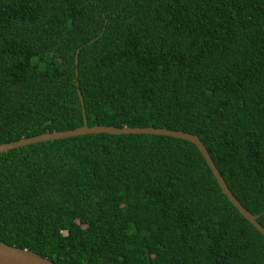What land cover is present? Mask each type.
<instances>
[{"label":"trees","instance_id":"16d2710c","mask_svg":"<svg viewBox=\"0 0 264 264\" xmlns=\"http://www.w3.org/2000/svg\"><path fill=\"white\" fill-rule=\"evenodd\" d=\"M76 82L89 127L196 135L264 211V0H0V144L82 126ZM0 241L53 264H264L196 146L156 135L1 153Z\"/></svg>","mask_w":264,"mask_h":264},{"label":"water","instance_id":"95a60500","mask_svg":"<svg viewBox=\"0 0 264 264\" xmlns=\"http://www.w3.org/2000/svg\"><path fill=\"white\" fill-rule=\"evenodd\" d=\"M78 54L79 51L76 52L75 55V76L77 79L78 74ZM77 85V94L81 103L82 113H83V125L66 131H55V132H47L41 135H37L31 138H22L16 142H9L5 144H0V154L21 148L24 146L62 140L77 136L83 135H97V134H109V135H156V136H166L175 139H180L183 141L190 142L196 146L207 166L209 167L213 177L217 181L218 186L220 187L222 193L226 196L228 201L236 208L239 214L246 219L259 233L264 236V227H262L257 219L261 214H264V211L261 214L253 215L249 211H247L240 202L235 198V196L231 193L227 185L225 184L222 176L220 175L218 169L213 163L207 149L200 141L199 137L196 135L184 133L181 131H171L167 129H156V128H131V127H123V128H115L109 126H93L89 127L85 118V110L82 94ZM0 264H53L48 259L43 258L35 253H32L28 250L19 249L16 247L9 246L0 241Z\"/></svg>","mask_w":264,"mask_h":264}]
</instances>
